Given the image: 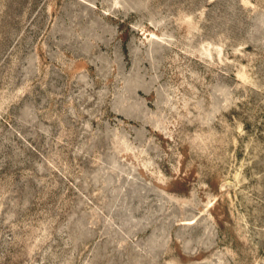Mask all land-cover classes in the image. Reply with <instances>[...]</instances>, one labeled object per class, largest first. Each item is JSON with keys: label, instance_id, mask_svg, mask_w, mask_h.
<instances>
[{"label": "rangeland", "instance_id": "rangeland-1", "mask_svg": "<svg viewBox=\"0 0 264 264\" xmlns=\"http://www.w3.org/2000/svg\"><path fill=\"white\" fill-rule=\"evenodd\" d=\"M0 264H264V0H0Z\"/></svg>", "mask_w": 264, "mask_h": 264}]
</instances>
